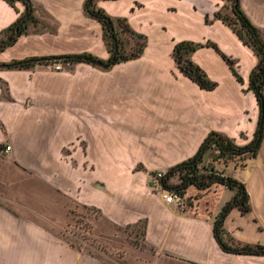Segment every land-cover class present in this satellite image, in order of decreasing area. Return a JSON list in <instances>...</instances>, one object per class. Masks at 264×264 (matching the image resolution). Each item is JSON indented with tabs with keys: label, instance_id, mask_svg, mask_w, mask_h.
<instances>
[{
	"label": "crops",
	"instance_id": "0c3cea01",
	"mask_svg": "<svg viewBox=\"0 0 264 264\" xmlns=\"http://www.w3.org/2000/svg\"><path fill=\"white\" fill-rule=\"evenodd\" d=\"M30 1L43 26L30 25L0 51V62L81 52L109 56L101 24L84 10L86 0ZM239 2L264 35V0ZM15 4L13 8L0 0V30L23 11L21 2ZM223 4L98 0L99 8L126 18L146 38L136 59L107 69L84 62L59 71L49 64L0 69V82L6 86L5 93L0 87V144L10 145L2 154L16 176L32 178L37 199L56 192L70 195L73 202L98 208L112 226L146 220L143 241L158 260L165 256L180 264H264L263 255L226 253L213 236L214 217L233 190L221 184L203 191L190 186L186 195L192 197V207L181 209L149 186L152 174L191 157L211 131L238 145L253 138L259 106L249 78L257 57L230 26L213 19ZM206 15L212 21L205 22ZM182 40L215 43L235 61L242 82L214 48L203 46L191 59L217 86L200 88L179 72L172 58L174 44ZM261 160L248 170L250 163ZM205 163L243 182L249 196L250 211L232 208L225 230L237 240L264 244V137L257 155L242 164L212 163L208 155ZM27 242L19 256L23 260L16 264H24L26 257H43L51 264H103L54 240Z\"/></svg>",
	"mask_w": 264,
	"mask_h": 264
},
{
	"label": "trees",
	"instance_id": "16d2710c",
	"mask_svg": "<svg viewBox=\"0 0 264 264\" xmlns=\"http://www.w3.org/2000/svg\"><path fill=\"white\" fill-rule=\"evenodd\" d=\"M13 8H16V1L24 6L23 11L16 19L0 30V51L17 41V38L27 33L30 25H42L34 14L33 4L30 0H5ZM98 0H86L85 12L88 16L95 18L100 24L103 40L109 52L106 59L95 56L90 52L63 54L59 56L48 55L44 57L30 56L28 58L8 62H0V69H26L34 64L49 63H88L95 67L107 69L117 63L136 59L146 45V38L133 31L126 18H114L107 14L103 9L96 5ZM213 19H219L233 30V33L246 45L253 50L257 57V64L251 70L249 78V88L253 92L259 106L257 128H255L253 138L244 145H238L227 135L211 131L207 133L198 146L196 152L175 165L167 168L159 178V182L164 188L173 189L186 198L187 209L192 207V197L186 195V189L193 186L198 191H203L213 185L221 184L227 189L233 190V197L221 206L215 215L212 224V233L218 246L226 253L244 255H263V243H250L237 240L230 235L224 228V220L232 208H237L241 213H248L251 209L249 196L245 189V184L234 177L221 175L214 165L205 163V156L211 158L212 163H221L224 166L243 163L245 159L254 158L264 137V35L263 30L253 25L240 6L239 0H224V4L213 13ZM205 22L212 21L207 15ZM43 26V25H42ZM41 26V27H42ZM39 30L40 29H36ZM210 46L226 61L232 74L239 82L242 78L236 71L235 61L228 55L220 51L219 47L210 41L204 43L182 40L176 42L172 49V58L177 69L184 76L190 78L200 88L212 90L217 83L209 80L202 68L191 59V53L196 49ZM2 90L6 91V86L0 82ZM0 127L2 125L0 124ZM177 178L176 183L170 180ZM196 198V197H195ZM146 220L142 219L133 223V226L141 225V235L144 236ZM144 243V242H143ZM144 245H146L144 243ZM150 250L153 251L151 247Z\"/></svg>",
	"mask_w": 264,
	"mask_h": 264
},
{
	"label": "rangeland",
	"instance_id": "374dc122",
	"mask_svg": "<svg viewBox=\"0 0 264 264\" xmlns=\"http://www.w3.org/2000/svg\"><path fill=\"white\" fill-rule=\"evenodd\" d=\"M53 63L49 66L54 70ZM60 64V70L70 65ZM262 163L252 162L248 170ZM35 189L32 178L16 176L0 153V264H5V259L9 264L23 260L19 256L27 250V238L41 243L54 240L103 264H180L165 256L158 260L143 243L141 225L112 226L96 207L73 202L70 195L61 192L50 194L49 199H37ZM25 259L24 264H51L43 257Z\"/></svg>",
	"mask_w": 264,
	"mask_h": 264
},
{
	"label": "built area",
	"instance_id": "2783aa9c",
	"mask_svg": "<svg viewBox=\"0 0 264 264\" xmlns=\"http://www.w3.org/2000/svg\"><path fill=\"white\" fill-rule=\"evenodd\" d=\"M60 63H53L54 70L58 71L61 69ZM10 149V145L8 144H0V153H6ZM164 172L158 171L153 174L152 180V189L154 191H158L163 198V200L168 204H174L181 209L187 208L186 206V198L185 195L173 190L164 188L161 183L159 182V178L163 175ZM221 175H223L221 173Z\"/></svg>",
	"mask_w": 264,
	"mask_h": 264
}]
</instances>
